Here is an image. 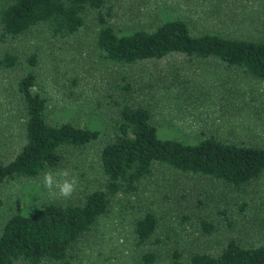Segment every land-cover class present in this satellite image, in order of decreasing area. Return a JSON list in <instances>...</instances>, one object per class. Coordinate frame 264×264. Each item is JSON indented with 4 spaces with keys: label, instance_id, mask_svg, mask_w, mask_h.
Here are the masks:
<instances>
[{
    "label": "trees",
    "instance_id": "1",
    "mask_svg": "<svg viewBox=\"0 0 264 264\" xmlns=\"http://www.w3.org/2000/svg\"><path fill=\"white\" fill-rule=\"evenodd\" d=\"M113 1L0 0V40L36 33L69 39L94 18L100 25L96 49L116 67L159 66L163 61L181 58L193 64L240 69L264 81V37L201 32L183 18L118 33L109 23L110 11H104ZM257 26L264 28L259 21ZM37 63L36 53L24 58L8 50L0 57V68L12 74L9 87L18 105L19 122L12 151L0 153V187L37 179L91 147L96 148L101 180L70 199L48 202L29 214L15 213L6 218L0 224V264H78L89 237L117 197L140 191L162 170L195 180L221 181L235 189L253 185L264 176V144L227 139L207 131L194 141L162 136L150 108L137 101L126 76L124 83L116 85L120 89L99 103L107 126L104 133L71 120L56 122L48 97L37 88ZM199 226L210 235L218 229L207 219H202ZM161 230L156 210H145L136 218V264L160 262L155 245L163 243L158 237ZM230 235L212 248L194 250L188 256L172 245L165 251L164 261L264 264V240L247 245L240 237Z\"/></svg>",
    "mask_w": 264,
    "mask_h": 264
},
{
    "label": "rangeland",
    "instance_id": "2",
    "mask_svg": "<svg viewBox=\"0 0 264 264\" xmlns=\"http://www.w3.org/2000/svg\"><path fill=\"white\" fill-rule=\"evenodd\" d=\"M108 10L109 23L118 33L183 18L201 32L264 37L263 27L257 26L258 21L264 24V0H114L104 9ZM251 25L261 29H249ZM99 29L92 18L69 39L36 33L0 40V57L8 50L24 58L38 54L37 88L48 97L56 122L71 120L104 133L107 126L99 103L109 100V93L117 92V83H124L126 76L137 101L150 108L162 136L194 141L207 131L264 144V81L240 69L193 64L181 58L159 66L116 67L96 49ZM11 80L12 74L0 68V153L12 151L18 132ZM63 168L79 178L72 197L101 180L95 147L57 170ZM42 178L0 187V224L12 214H29L48 202L66 200L48 193ZM148 209L160 216L158 237L163 243L155 245L161 254L158 264H166L165 251L172 245L183 249L185 256L212 248L226 234L251 245L264 240V176L253 185L235 189L221 181L195 180L162 170L140 191L117 197L89 237L78 264H136L134 222ZM202 219L218 225L214 234L201 230Z\"/></svg>",
    "mask_w": 264,
    "mask_h": 264
},
{
    "label": "clouds",
    "instance_id": "3",
    "mask_svg": "<svg viewBox=\"0 0 264 264\" xmlns=\"http://www.w3.org/2000/svg\"><path fill=\"white\" fill-rule=\"evenodd\" d=\"M42 186L50 194L70 199L79 187V178L69 168L48 170L43 173Z\"/></svg>",
    "mask_w": 264,
    "mask_h": 264
}]
</instances>
